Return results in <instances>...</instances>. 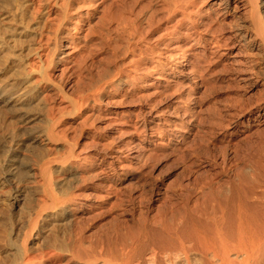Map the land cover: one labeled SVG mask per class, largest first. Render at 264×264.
I'll return each instance as SVG.
<instances>
[{"label":"bare ground","instance_id":"obj_1","mask_svg":"<svg viewBox=\"0 0 264 264\" xmlns=\"http://www.w3.org/2000/svg\"><path fill=\"white\" fill-rule=\"evenodd\" d=\"M260 85L264 0H0V264H264V131L235 162ZM194 125L225 149L205 187L135 204L164 137Z\"/></svg>","mask_w":264,"mask_h":264},{"label":"rangeland","instance_id":"obj_2","mask_svg":"<svg viewBox=\"0 0 264 264\" xmlns=\"http://www.w3.org/2000/svg\"><path fill=\"white\" fill-rule=\"evenodd\" d=\"M156 35H154L155 37ZM112 47L111 45H107L104 48V63L106 64L107 68L109 67V59H110V52ZM124 51V47H119L117 49L118 55L123 56L122 52ZM175 58V56L173 57ZM171 65V63H169ZM152 71V69H150ZM153 72V71H152ZM214 76H216L215 80L212 82V84L207 87L204 91V97H205V104L207 107L212 108L218 107L221 108L222 101L220 100V97H215L217 94L221 93L226 84L224 83V80L221 79L220 72L215 69ZM152 91L151 95H154L157 100L160 101V104H165L167 102L166 99V93H178L175 91L170 92H160V94H156V91ZM258 91L264 92V86H255V87H248L245 89L246 96L245 98L249 101H252L257 95ZM136 105H139L138 102L135 103ZM165 115L166 112H165ZM168 117V115H167ZM171 118L175 119L177 122V127L180 126L178 124L179 119H181V111L179 109H174L173 114H171ZM181 128V127H179ZM207 128L209 129L208 125ZM187 131L186 128L184 130ZM264 131V125L263 128L260 130H253L252 134L246 135L239 140V155L235 157V162L239 161V163L246 161L248 162L251 158V155L248 154L250 150V146L253 143V140H256L258 138L257 133ZM162 134V132H161ZM264 134V133H263ZM166 135V133H165ZM158 136V135H156ZM166 145L164 147H158L156 148V151L154 153V156L151 159L152 163V170H151V177L149 180L143 183L136 184V191L138 193H142L141 196H137L134 200L136 201L135 204L142 202L143 205V196L144 198L147 197V195L143 194L144 191H146L148 188H153L154 192L157 191H167L173 198H177L178 196H181V193L185 188L190 186L192 189H203L205 187V178L200 175L199 172H204L203 169H201V165L205 164L208 161H217L219 160L220 156L224 152V146L223 144L216 143L214 145L210 144L208 146L207 140L209 139V136L202 135L201 132H199V128H197L196 125H194L192 128H190L188 141H184V143L179 144L178 146L173 145V137H164ZM161 144V143H160ZM206 172H214V170L206 168ZM223 181L217 180L215 184H213V187L218 186ZM122 192V206L124 208H129L130 203H128V188L127 186H121ZM154 194V193H153ZM160 206V201L152 202V213L156 211V209ZM127 212V211H126ZM124 214V212H123ZM216 214V212L214 213ZM112 215L106 216L107 219H103L105 222L112 220ZM125 215V214H124ZM119 217V216H118ZM120 219L123 217H119ZM126 218V217H125ZM128 218V217H127ZM130 222V220H129ZM131 223V222H130Z\"/></svg>","mask_w":264,"mask_h":264}]
</instances>
